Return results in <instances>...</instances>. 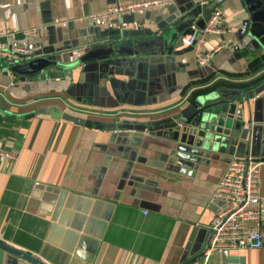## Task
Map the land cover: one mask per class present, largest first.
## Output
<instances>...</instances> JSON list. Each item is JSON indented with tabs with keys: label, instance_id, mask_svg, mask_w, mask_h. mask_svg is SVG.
Listing matches in <instances>:
<instances>
[{
	"label": "crops",
	"instance_id": "obj_1",
	"mask_svg": "<svg viewBox=\"0 0 264 264\" xmlns=\"http://www.w3.org/2000/svg\"><path fill=\"white\" fill-rule=\"evenodd\" d=\"M134 1L0 0V45L36 46L42 56L70 65L23 80L7 75L0 61V153L13 156H0V241L42 264H201L212 220L223 206L213 194L227 165L247 155L264 163V91L243 103L250 129L245 144L224 152L184 145L175 151L155 132L118 127L169 120L203 98L255 87L264 77V64L249 70L264 57V33L260 43L251 35L243 1L218 8L226 32L202 35L196 1L169 0L167 7L118 20L122 32L154 31L127 39L143 52L171 30L163 43L169 59L153 58L146 89L137 83L139 55H114L112 76L98 85L79 59L116 30L115 19L87 17ZM193 33L202 38L203 54L214 51L205 66L197 65L188 44ZM60 111L103 128L55 117ZM61 192L63 206L53 220ZM259 192L257 227L264 234V164ZM0 264L27 263L0 250ZM207 264H264V241L257 250L215 254Z\"/></svg>",
	"mask_w": 264,
	"mask_h": 264
},
{
	"label": "water",
	"instance_id": "obj_2",
	"mask_svg": "<svg viewBox=\"0 0 264 264\" xmlns=\"http://www.w3.org/2000/svg\"><path fill=\"white\" fill-rule=\"evenodd\" d=\"M227 0H212L203 8L198 7L201 14V20L196 22V26L203 28L209 20L211 14ZM244 2L247 12L250 15L252 26L250 28L251 35L260 43V36L264 33V0H241ZM197 12L192 16L197 19ZM194 21V20H193ZM193 21L190 23L192 24ZM189 24V25H190ZM154 31H135L122 32L120 30H111L106 32L105 37L100 39L97 45L93 48L85 50L79 62L85 65V69L92 71L93 77L97 79L98 85L103 86L105 79L112 76L111 59L114 55L129 56L139 55V65L137 66V80L140 90L144 91L147 84V71L149 64L153 62V58L162 54L163 57L168 55V48L164 47L165 35L167 32L159 33V40L152 43H146L145 52L143 47L135 41H128V38L145 36L153 34ZM181 32L173 33V36ZM125 39L124 41H120ZM137 40V38H134ZM128 42V49L123 46ZM143 56V57H142ZM161 56V57H162ZM146 58L147 62L142 58ZM150 57V58H148ZM162 57V58H163ZM137 58V57H136ZM164 59V58H163ZM119 61V60H118ZM148 64V65H147ZM70 65L62 63L59 58L51 56H42V52L37 50L34 58L20 65H15L11 71L18 75L21 79L25 77H37L45 73L48 69H52L54 73L64 72ZM87 66V67H86ZM91 73V74H92ZM264 91V77L260 78L259 83L255 87L241 89L233 93L222 92L220 95L212 94L208 102H202L188 111L181 112L177 116H173L166 121L146 123L143 125H128L120 124L121 129L135 130L143 132L147 130L150 133L155 132L157 136H162L169 140L175 146V151L179 145L188 146L193 149H201L208 152H224L225 149L240 147L245 144L249 137L250 129L247 126L243 116V103L251 100L255 95ZM201 104V105H200ZM238 106H240L238 108ZM55 117L63 118L66 121L73 122L81 126L93 127L102 129L103 126L99 123H91L82 118L73 117L69 114L60 111ZM65 193L61 192L59 199L56 200L53 220L57 217L63 206ZM0 250L14 256L27 264H42L40 261L31 256L20 252L7 244L0 241Z\"/></svg>",
	"mask_w": 264,
	"mask_h": 264
},
{
	"label": "built area",
	"instance_id": "obj_3",
	"mask_svg": "<svg viewBox=\"0 0 264 264\" xmlns=\"http://www.w3.org/2000/svg\"><path fill=\"white\" fill-rule=\"evenodd\" d=\"M198 7L203 8L212 0H195ZM171 4L169 0H139L108 6L101 12L87 17L91 22L107 23L115 19L116 30H121L118 20L125 15L146 12L151 9L164 8ZM222 11L216 9L199 31L200 34H221L226 32L220 25ZM195 29V28H194ZM196 30V29H195ZM36 28L26 30L25 35L35 33ZM9 32H4L7 35ZM188 44L193 47V56L198 66H205L212 58L214 51L202 53V38L195 33L188 37ZM37 51L36 46L0 45V61L4 71L11 75V68L31 61ZM0 156L13 159L11 154ZM264 163L247 155L233 158L227 165L221 178L215 185L213 198L222 202L223 206L214 216L209 228L206 246L201 254V264H207L215 254L228 250H257L263 245L264 234L258 230L261 220L260 196L261 168Z\"/></svg>",
	"mask_w": 264,
	"mask_h": 264
},
{
	"label": "trees",
	"instance_id": "obj_4",
	"mask_svg": "<svg viewBox=\"0 0 264 264\" xmlns=\"http://www.w3.org/2000/svg\"><path fill=\"white\" fill-rule=\"evenodd\" d=\"M263 64H264V57L258 58V59L254 60L253 62L250 63L249 70L255 71L258 68H260Z\"/></svg>",
	"mask_w": 264,
	"mask_h": 264
}]
</instances>
